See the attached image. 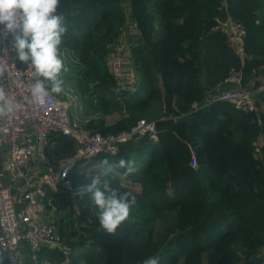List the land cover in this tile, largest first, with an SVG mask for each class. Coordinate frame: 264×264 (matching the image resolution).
<instances>
[{
	"label": "trees",
	"instance_id": "16d2710c",
	"mask_svg": "<svg viewBox=\"0 0 264 264\" xmlns=\"http://www.w3.org/2000/svg\"><path fill=\"white\" fill-rule=\"evenodd\" d=\"M123 1L61 0L67 27L61 46L76 54L78 81L91 78L99 91L82 98V126L118 133L146 118L155 120L158 138L135 137L116 154L82 157L70 173L71 191L47 189L46 206L61 215L54 225L68 264H142L153 254L160 264H264V156L256 150L264 124L225 100L200 106L231 66H242L217 28L229 13L247 27L248 64L264 67L258 21L264 0H127L140 33L132 49L133 92L120 87L108 61L126 24ZM76 149L74 140L52 133L44 168ZM134 156L135 171L101 173L105 157L115 164ZM96 177L136 196L116 233L99 227L97 208L83 190ZM125 180L141 191L123 186ZM46 251L65 257L57 248ZM0 264H7L3 254Z\"/></svg>",
	"mask_w": 264,
	"mask_h": 264
},
{
	"label": "built area",
	"instance_id": "2783aa9c",
	"mask_svg": "<svg viewBox=\"0 0 264 264\" xmlns=\"http://www.w3.org/2000/svg\"><path fill=\"white\" fill-rule=\"evenodd\" d=\"M217 28L227 35L242 66H231L226 79L216 85L214 93H209L200 106L225 100L245 113L253 112L257 123L263 125L264 112L258 102L259 95L264 93V84L258 87L247 84L243 75V66L249 58L247 27L229 13L218 21ZM12 39L10 33L0 30V87H4L22 105L13 113L0 114V252L7 264H21L18 251L24 240L34 252L49 247L68 255V248L59 238L54 219L42 212L48 188L52 192L71 191L70 173L79 159L103 152L116 154L122 143L146 135L157 139L158 133L155 120L146 118L118 133L93 131L74 121L72 103L55 93L49 96L46 105L33 104L30 87L35 79L41 77L35 74L28 62L16 59ZM114 52L115 48L110 56ZM119 52L113 56L110 69L120 83L118 77L122 75L124 61ZM52 133H61L74 140L77 149L73 155L44 168ZM33 161L36 165L30 168ZM195 165H198L197 159Z\"/></svg>",
	"mask_w": 264,
	"mask_h": 264
},
{
	"label": "clouds",
	"instance_id": "9594fccd",
	"mask_svg": "<svg viewBox=\"0 0 264 264\" xmlns=\"http://www.w3.org/2000/svg\"><path fill=\"white\" fill-rule=\"evenodd\" d=\"M0 30L13 37L12 48L16 59L28 62L38 79L30 87L31 101L35 105H46L52 93L63 90L60 78L64 67L60 55L63 34L66 32V16L61 11V0H0ZM22 107L4 87H0V114H10ZM134 161L121 158L115 164L107 157L105 173L113 167L135 171ZM90 193L97 208L99 227L106 233H116L119 226L130 215L136 196L131 192H121L105 179L102 186L97 180L83 186ZM159 254L146 257L142 264H160Z\"/></svg>",
	"mask_w": 264,
	"mask_h": 264
},
{
	"label": "rangeland",
	"instance_id": "374dc122",
	"mask_svg": "<svg viewBox=\"0 0 264 264\" xmlns=\"http://www.w3.org/2000/svg\"><path fill=\"white\" fill-rule=\"evenodd\" d=\"M122 6L125 11V16H126V24L122 30L121 37L117 40L115 46H113V49L115 48V52L110 56L109 58V65L112 62L113 56L116 55L117 51H120L119 54L122 56L124 64H123V70H122V75H120L118 78L120 79V87L128 89L130 92H133L136 90L137 87V76L138 73L135 69L134 63L132 61V49L133 47L140 42V33L138 32L135 24V18L133 17L131 10H130V4L129 1L124 0L122 2ZM160 20V19H159ZM258 21L263 25L264 27V9L259 11V17ZM262 43L264 47V30L262 32ZM112 51V50H111ZM65 49L60 46V55L63 59L64 67L61 70L60 73V78L63 81V90L62 94L67 96V99L72 103L71 106V114L75 116L76 121L83 125L84 122H86V114H85V107L86 105L83 103L82 98L85 96L93 95V96H98L99 91L98 88H95V84L91 78L85 79L83 78L82 80L78 81L79 79V73L76 71V61L77 57L74 52H69V56L66 53ZM252 67L245 63L243 66V75L244 79L247 81L252 77ZM264 74V67L260 69V72L258 75ZM264 84V83H263ZM264 94V93H263ZM261 100H264V95L259 96ZM113 115V114H112ZM108 115L107 118L110 121L115 120L120 113ZM84 118V119H83ZM263 141V140H262ZM264 143V141H263ZM258 148V149H257ZM258 154L261 153L262 156H264V152L261 150V145H258L256 147ZM35 158H38L37 155ZM134 162L138 163L139 158L137 156H134ZM103 175H107L105 173V169L101 171ZM95 180H97L98 186L103 185V179L96 177ZM130 182L128 180H125L122 182L123 186L124 185H129L131 189L141 191V187L135 184H129ZM169 191H171L169 189ZM172 219V217H170ZM55 220V218H54ZM73 252L75 251L74 248ZM264 252V251H263ZM70 256V255H69ZM68 256V257H69ZM206 261L207 257L205 258ZM83 264V262L81 263Z\"/></svg>",
	"mask_w": 264,
	"mask_h": 264
},
{
	"label": "crops",
	"instance_id": "0c3cea01",
	"mask_svg": "<svg viewBox=\"0 0 264 264\" xmlns=\"http://www.w3.org/2000/svg\"><path fill=\"white\" fill-rule=\"evenodd\" d=\"M248 64V62H247ZM261 68H253L252 69V77L250 79H248L246 81L247 84H250L254 87H258L259 85L264 83V74L258 75L260 72ZM264 95L263 93L260 94L259 96ZM260 100V107L264 112V100H261V98L259 97ZM264 135L260 136L259 139L256 141L257 146L261 145V147L264 145L263 141H264ZM263 140V141H262ZM36 165V162L33 161L30 165V168H33ZM9 182V181H8ZM47 200V198H46ZM48 201V200H47ZM43 214L47 217H49L50 219H54L56 220V218H58L60 215V212H57V210H55V208L50 207V206H46V202L44 199L43 202ZM47 249H53V248H49V247H42L39 251L34 252L32 251V249L29 247V244L26 240L22 241L21 245L19 246V256H20V261L21 264H68L69 261V257L68 255H65L64 258H61L57 255H53L51 253H49L48 251H46ZM2 253L0 252V255Z\"/></svg>",
	"mask_w": 264,
	"mask_h": 264
}]
</instances>
